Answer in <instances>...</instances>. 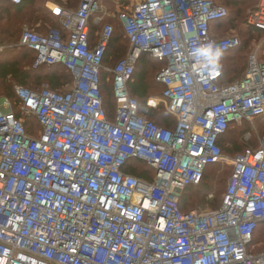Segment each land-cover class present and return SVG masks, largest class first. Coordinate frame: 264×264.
Returning a JSON list of instances; mask_svg holds the SVG:
<instances>
[{
  "label": "built area",
  "instance_id": "built-area-1",
  "mask_svg": "<svg viewBox=\"0 0 264 264\" xmlns=\"http://www.w3.org/2000/svg\"><path fill=\"white\" fill-rule=\"evenodd\" d=\"M4 1L24 2L0 0V8ZM50 9L67 39L28 29L19 46L36 53L35 69L61 65L74 81L68 92L15 87L23 116L41 125L37 135L26 132L9 100L0 102V264H264V138L234 159L218 142L232 123L264 121V42L249 56L245 78L225 87L211 63L241 46L214 33L229 16L226 6L134 0L119 16L130 50L108 69L114 25L92 41L91 20L100 14L103 22L105 13L101 0H81L77 11ZM245 24L264 35V0ZM208 46L219 55H193ZM143 55L165 64L156 78L163 97L147 106L163 104L174 130L141 116L130 94ZM103 70L113 75L114 121L104 108ZM131 160L152 168L153 181L126 173ZM224 161L233 174L220 209L182 212L184 189Z\"/></svg>",
  "mask_w": 264,
  "mask_h": 264
},
{
  "label": "trees",
  "instance_id": "trees-1",
  "mask_svg": "<svg viewBox=\"0 0 264 264\" xmlns=\"http://www.w3.org/2000/svg\"><path fill=\"white\" fill-rule=\"evenodd\" d=\"M239 1L240 0H226L224 2V6H226L228 9L229 7H237L240 4ZM80 2L81 0H67V3H63L61 0H55V3L61 5L62 8L70 11H76ZM104 2L107 4H113L115 2V4L117 3L116 8L121 6L123 11L122 13H128L124 8V4L128 2L127 0H105ZM35 3L36 0H24L21 5H12L4 1L2 2L0 8V44L3 45L6 41H10L11 44H13L12 47L4 50V52L0 55V98H6L14 105L15 114L19 119L23 121L26 132L29 135H37L42 130V128L37 119H35L34 117L23 116L20 109V101L15 92V87L20 86L34 92H39L43 90L40 88L45 84L49 87L50 90L61 92L62 89L71 85L74 81L73 75L68 72L63 66H42L35 69L34 64L37 55L34 51L22 48L14 49L18 48V46L16 47L15 45V41L16 39H18L20 33V29H18V26L20 27L21 25L20 19L17 18L20 15L25 14L24 12L27 9L33 7ZM45 7L35 9L31 13L25 14L31 16V18L28 19V22L32 26L38 27V25H41V27H44H39L35 31L40 35L44 36L47 35L51 30H56L60 32L63 39H67L68 34L65 28L59 23L58 18L53 15L52 11ZM230 15L231 13L229 9L228 18L225 21L216 24V27L221 29L222 32H226V30H229L228 28H226L229 27L228 25L232 26L234 24L232 23L233 21L230 20ZM97 16L98 15H95L91 20L93 42H95V40L97 39V34H100L102 29L106 25V23H101L98 25L94 24L93 19ZM107 22L115 25L117 21L113 22L112 20H109ZM2 23H6V25H1ZM48 24L52 26L51 29H46V25ZM246 29L248 31V38L241 41V46L238 49L232 50L222 55L211 63L213 67H216L222 71L223 79L221 85H224L225 87L238 83L245 78V75L248 71L246 61L247 65H249V53L251 51L252 44L253 46L255 44L253 38H258L261 36L263 37V33L261 32L254 31L247 27ZM122 32L123 35H121L115 27V34L104 59V66H106V68L108 69H114L118 65V63L127 56L126 53L130 48V43L125 35L123 27ZM124 36L127 39L128 43V47L124 45L125 56L124 58L118 60L117 63L113 64V61L116 58L124 55L123 53H119L117 49L120 44L121 38H123ZM2 39L3 41H1ZM164 67V63L151 58L149 55H143L137 67L135 77L129 86V90L131 96L137 99L139 102V113L141 116L145 117L147 120L153 121L158 126L164 127L168 130H174L176 127V119L166 110L163 104L159 105L156 109L149 108L147 106L149 99L163 97L165 88L156 82V78L158 74L164 69ZM150 69H155L157 71L153 82L155 88L151 86L150 80L146 75V73ZM101 91L104 97V108L106 111L107 119L109 121H114L117 105L113 94V75L105 70H103L101 73ZM255 122H261L264 125V121L261 119H256ZM233 128H237V130L243 131L241 132V135H243L242 140L244 139L245 142L246 136L249 133L253 132V128L249 122H245L241 126V128L234 123L230 124V127L226 134L221 136L218 141L223 154H225V151L227 150L229 144L228 138ZM252 137L253 138L249 142H246L247 145L244 150L243 147L235 144L233 146V151H230L231 154L235 155L236 157L243 154L249 148H257L258 137L253 135ZM261 137L264 138V136ZM219 165L220 164L207 167L203 180L199 186L190 185L184 189L179 201L182 212L189 213L191 211H195V209H198V211L200 212H205L208 209L211 211H217L220 209L227 191V188H223L221 184L222 181H224L229 175V173L224 172L221 169L216 170L215 173L210 172V170L218 167ZM125 172L145 181H153L155 177V171L152 168H150L147 164L137 160L129 161L125 167ZM232 174L233 167L231 176ZM216 183L219 184V188L215 187ZM195 190L198 191V198L197 200L191 201L189 196ZM212 194L214 199L210 201L209 196H211ZM258 235L262 237L260 239L264 240V225H262L258 230Z\"/></svg>",
  "mask_w": 264,
  "mask_h": 264
},
{
  "label": "rangeland",
  "instance_id": "rangeland-1",
  "mask_svg": "<svg viewBox=\"0 0 264 264\" xmlns=\"http://www.w3.org/2000/svg\"><path fill=\"white\" fill-rule=\"evenodd\" d=\"M71 1H73V0H71ZM127 1L128 2H126L124 4V8L130 11L132 6H133L134 0H127ZM215 1L217 3H219V4H223L224 5V2L226 0H215ZM261 2H262V0H240L239 1L240 4L237 7L236 6H234L232 8L229 7L230 13H231L230 20H232L233 21L232 23H234V24L232 26L228 25L229 27H226V28L229 29V30L225 29L226 30L225 33L227 34L226 37H237L241 41L243 39L246 40L248 38V36H247L248 31L246 29V24H245L246 18L248 16L249 12L255 10L261 4ZM48 3L55 4V0H36V3L34 4V6L29 8V9H27L24 13L25 14H29L32 11H34L35 9L44 8L45 6L47 7V9H49L48 6H47ZM116 4H115V2L113 4H107V3L104 4L105 11H107L106 12L107 19H108V17H113V16L117 15V13H116ZM25 14H22V15H20L17 18V19H20L21 25H20V27L18 26V29H20V33H19L18 39H16V41H15V45H16V47L18 46V48H14V49H19L20 48L19 45H20L21 37H22V35H23L25 30L29 29V30L36 31L37 28H39V27L40 28H44V27H41V25H38V27L37 26H32L28 22V19L31 18V16L30 15H25ZM1 25H6V23H2ZM114 26L116 27L117 31H119V33L121 35H123L122 34L123 33L122 32V26L119 25L118 23H116ZM48 28L51 29L52 26L49 25V24L46 25V29H48ZM253 40L255 41V44H254V46L252 44L251 51H250L249 55H251L259 45L263 44L264 35H263V37L261 36V37H258V38H253ZM1 41H3V39ZM125 44H126V42H125V39L123 37L120 40V44H119L118 48L119 49L122 48ZM12 46H13V44H11L10 41L4 42V44L1 46L2 50H0V55L4 52V50H6L7 48L12 47ZM263 49H264V47H262V51H264ZM124 56H125V54L123 56H121V57L116 58L113 61V64L117 63L118 60L124 58ZM260 59H261V61L263 60L262 63H264V54H263L262 58H260ZM246 66H248L247 65V61H246ZM150 68H154V67H150ZM155 69H150L146 73L147 78L150 80L151 86L154 87V88H155V85H154L153 82H154V77L156 76V73H157V71ZM108 79H109V76H108ZM110 82H111V80H110ZM44 88H47V86L45 84L40 89H44ZM69 90H70V85L65 87L64 89H62L61 92H68ZM2 99H4V97L0 98V102H1ZM250 125L253 128V132L249 133V134H252L253 136H258L259 138L263 139L261 137V136H264V131H263L264 125H263V123L254 121V123H252V124L250 123ZM240 128H241V126H240ZM254 130H256V131H254ZM241 132H243V131H241V130L239 131V130H237V128H233L231 130L230 136L228 138V143L229 144H228L227 150L225 151V154H224L226 158L234 159L235 155L231 154L230 151H233V148H234L233 146L235 144H237L240 147H243V150H244V148L247 145L246 142L250 141V140H248V141L245 142L244 139L242 140V136L243 135H241ZM257 142H258V138H257ZM218 169H221L222 171L229 173V175L226 177V179L224 181H222V184H221L223 188H227L229 179L231 177V172H232L231 162L230 161H224V162L220 163V165L218 167L210 170V172L215 173V171L218 170ZM218 183H216L215 187L219 188V184ZM197 193H198L197 190H195V191H193L191 193V195L189 196L191 201L197 200V198H198L197 197ZM211 196H213V194ZM209 199H210V201H212L214 198L209 196ZM195 211H198V209H195ZM210 211L211 210L208 209V210H206L203 213L210 212ZM198 212H200V211H198Z\"/></svg>",
  "mask_w": 264,
  "mask_h": 264
},
{
  "label": "crops",
  "instance_id": "crops-1",
  "mask_svg": "<svg viewBox=\"0 0 264 264\" xmlns=\"http://www.w3.org/2000/svg\"><path fill=\"white\" fill-rule=\"evenodd\" d=\"M63 3H67V0H61ZM105 0H101V2H102V5H103V7H104V4H105V2H104ZM57 3H55V4H52V3H48L47 4V6H48V8H49V10H51L50 9V7H52V6H56V7H60V8H62V6L61 5H59V4H57ZM80 5H81V2H80V4H79V6H78V8H77V10L79 9V7H80ZM124 9V8H123ZM76 10V11H77ZM126 11H127V9H125ZM75 11V10H74ZM106 12L107 11H105V13H103L101 16H103V22H101V23H106V24H112V23H110V22H107V21H109V20H112L113 22L115 21H117L116 23H118L119 25H121L122 27H123V24H122V22L120 21V18H119V16H120V14H122V7L120 6V7H117L116 8V13H117V15L116 16H113V17H108V19H107V14H106ZM100 16V14L96 17V18H94L93 19V22H94V24H101V23H98L97 21L99 20L98 19V17ZM219 31V30H218ZM218 31H214V33H215V35H216V37H218V38H225L226 36H227V34L225 33V32H222L221 30L218 32ZM124 39H125V42H126V44H125V46H127L128 47V43H127V39L125 38V36H124ZM1 45V44H0ZM2 46V45H1ZM125 46H123L120 50H119V48H117L118 49V51H119V53H125ZM264 47V46H263ZM129 50H130V48H129ZM129 50H127V53H126V55L128 54V52H129ZM264 50V49H263ZM118 53V52H117ZM263 54H264V51H262V49H261V52H260V54H259V58H262V56H263ZM262 62V61H261ZM106 67V66H105ZM246 76V75H245Z\"/></svg>",
  "mask_w": 264,
  "mask_h": 264
},
{
  "label": "clouds",
  "instance_id": "clouds-1",
  "mask_svg": "<svg viewBox=\"0 0 264 264\" xmlns=\"http://www.w3.org/2000/svg\"><path fill=\"white\" fill-rule=\"evenodd\" d=\"M193 55L198 57L213 58L219 55V49L213 50L211 46L194 49Z\"/></svg>",
  "mask_w": 264,
  "mask_h": 264
}]
</instances>
